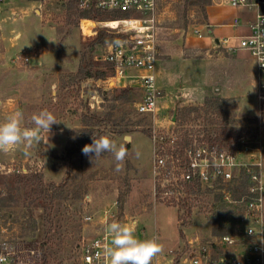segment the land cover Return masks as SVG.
I'll list each match as a JSON object with an SVG mask.
<instances>
[{
    "label": "rangeland",
    "instance_id": "1",
    "mask_svg": "<svg viewBox=\"0 0 264 264\" xmlns=\"http://www.w3.org/2000/svg\"><path fill=\"white\" fill-rule=\"evenodd\" d=\"M72 1L38 0L37 12L31 7V0H0L3 32L6 34L15 29L20 33L15 40L17 45L12 49L4 40L0 42V98L6 101L0 108V123L20 112L23 115L21 128L33 127L31 116L41 110L50 111L59 122L51 126L49 134L41 132L40 141L32 146L19 145L7 153L0 152V161L14 163L26 170L29 167L39 170L47 187L59 186L66 181V188L72 190L73 198L66 202L62 212H53L54 226L49 231L52 226L46 216L48 211L39 204L40 200H45V194L29 195L16 182L15 186L21 189H13V185H9L17 179L14 173L0 175V237L16 245V255L7 264H83L80 250L85 242L108 232L111 245L108 225L112 222L132 228L140 240L153 238L157 233V240L163 246L160 255L169 252V257H174L172 264H187L188 261L183 260H188L194 251L212 239L217 225L209 222L205 209L194 207L188 212L187 209L180 210L178 205L155 200L151 116L139 113L136 103L118 101L112 112L119 126L107 123L99 127L104 132L102 135L127 149L119 172L115 171L117 162L111 153H104L94 161L82 155V150L72 157L67 153L66 148L76 140L69 137L76 135L82 127L81 114L87 107L102 112L114 102L112 98L117 92L111 88L135 87L128 78L124 83L115 81L114 73L110 75L109 71L105 79H69L70 72H77L81 63L92 62L95 69L109 66L104 60L109 42L91 44L101 30H109L103 22L114 20L111 12H102L97 19L72 14ZM256 13V8L249 11L245 7L228 5L225 0H159L160 57L175 49L181 50L183 56L193 58L158 63L157 83L162 91L158 115L161 130L176 131L179 125L173 120L174 113L177 118L186 107L205 105L206 101L218 99L221 106L213 113L209 111L212 107L207 105L199 112L187 109L192 118L201 114V118L191 122L188 128L201 127L214 136L215 132L234 127L236 133L242 132L243 136L255 140L253 128L258 127V146H263L264 159V109L260 106L256 61L246 50L228 51L214 41L215 37H221L222 41L228 38L225 47H238L237 36L247 32V24ZM235 18H239L238 25L234 24ZM83 19L95 21L93 31L90 27L94 23L87 25L88 21ZM210 29L214 32L210 33ZM196 30L202 32L201 37ZM32 42L42 44L28 48L27 55L44 53L45 56L39 59L34 56L28 62H14L16 57L26 54L21 47ZM220 49L221 55L230 58L215 59V50ZM84 52H87L86 56H83ZM193 74L195 77H190ZM186 84L183 92L187 94V100L182 99L175 109L179 89ZM199 87H203V91L207 89L204 99L190 91ZM104 96L108 99L104 100ZM135 98L136 102L140 100V90L136 91ZM165 104L168 107H161ZM127 123H131L128 126L133 130L129 133L133 135L132 143H127L125 134L114 132L123 129ZM10 195L14 197L12 204L2 206ZM180 214L184 222L180 221ZM87 216L92 219L88 220ZM238 237L242 238L241 232ZM214 239L219 243V248H212L214 256L226 252L237 254L247 247L243 241L227 246L219 242L218 236ZM43 242H47V246L44 247Z\"/></svg>",
    "mask_w": 264,
    "mask_h": 264
},
{
    "label": "built area",
    "instance_id": "2",
    "mask_svg": "<svg viewBox=\"0 0 264 264\" xmlns=\"http://www.w3.org/2000/svg\"><path fill=\"white\" fill-rule=\"evenodd\" d=\"M228 5L245 7L249 11L256 8V16L247 24V32L238 35L239 46H228L246 50L255 59L259 79L260 106L264 109V0H225ZM94 5L107 11L123 15L117 25L105 21L109 32L122 34L117 41L109 42L104 60L113 67L114 78H128L141 91L136 102L139 113L152 118L150 125L153 141V195L155 200L174 204L187 192L188 185L216 186L229 184L241 173L250 176L251 183L247 191L238 200L242 204L240 221L243 224L242 240L238 236L225 234L219 242L233 246L243 241L247 245L237 254H212L211 244L194 251L191 264H264V159L263 146L249 136L240 138L237 149L220 148L208 140L204 133L191 137V142L182 143V137L174 130H161L158 123L159 99L162 95L157 83V64L159 60L158 44V8L159 0H79V7L86 9ZM90 29L96 27L95 21ZM234 24H239L235 18ZM89 28V27H88ZM82 29L85 31L84 24ZM198 36L201 32L196 30ZM223 42L226 44L228 38ZM28 62V56H18L14 62ZM129 70L137 71L136 73ZM14 163L0 161V174L22 173ZM232 201L230 194L225 196ZM88 220L92 216L86 217ZM0 223V227H1ZM16 245L9 239L0 237V264H7L16 255ZM108 232L98 234L81 247L83 264H110L104 255L109 247Z\"/></svg>",
    "mask_w": 264,
    "mask_h": 264
},
{
    "label": "trees",
    "instance_id": "3",
    "mask_svg": "<svg viewBox=\"0 0 264 264\" xmlns=\"http://www.w3.org/2000/svg\"><path fill=\"white\" fill-rule=\"evenodd\" d=\"M73 3H71L70 10L72 11V14H78L79 17H94L97 19V17L102 12H111L113 19H118L120 17H123V15L119 12L115 11H107L103 10L101 8H97L94 5H92L89 8L86 9H80L79 8V0H73ZM76 4L77 7L76 8ZM77 9V10H76ZM80 12L78 13V11ZM122 34H117L113 32H109L106 30H101L97 37L93 40V46L94 44H101L105 42H113L117 41L120 38H122ZM87 52L83 53V56H86ZM159 55H160V44H159ZM109 64V63H108ZM95 65L92 62L89 63H81L79 69L77 72H70L68 76L71 81L76 80V78H95V79H105L110 75L113 74V67L109 64L108 67L104 68H96ZM109 71V72H108ZM113 91L117 92L113 95L112 100L114 101L113 104L109 107H104V110L102 112H97L96 110H91L90 107H87L84 112L81 114V125L82 127L79 128L76 131V135H70L69 139L76 138L74 144L72 146H68L66 148L67 153L69 156H73L76 152L79 150H82L84 145L91 144L92 143V137H100L102 134H104L103 130H100L99 127L102 125H106L107 123H111L112 125L119 126V123L116 121V119L113 116V110L116 107L115 102L122 101L123 103H136L135 94L136 91H139V88L137 87H130L125 86L121 88H111ZM136 90V91H135ZM105 94V93H104ZM104 100H107L106 96L103 97ZM219 101L218 99L216 101H206L205 105L208 107H212L209 109L210 112H215L217 108H219L221 105L217 103ZM218 104V105H217ZM204 104L199 106H190L189 108H185L180 114V116H177L176 123L179 125L176 128L177 133H180L179 135L182 137L181 141L182 143H190L191 137L200 135L204 133L208 140L212 143L217 144L220 148H229V149H239L241 146L240 138L243 136L240 132L236 133L235 128H226V130L223 129V131L219 134L218 132L213 133L214 136L207 134L208 132H205V129L200 128H188V125L191 122H195L198 119L201 118V114H198L195 118H192L190 115H188V112L186 110L188 109L191 112H199V110H202L203 108L207 107ZM103 106V105H102ZM223 106V105H222ZM263 119H262V125H264V112H263ZM227 123V122H226ZM129 124L127 123V126H125L121 130H114V132H120L123 134H129L133 130L129 128ZM194 129V130H192ZM229 129V130H228ZM238 131V130H237ZM254 139H258V127L253 128ZM235 132V133H234ZM129 147V145L127 146ZM82 155H84L82 153ZM5 175V174H0ZM14 175L17 177V179L14 182L19 183L21 188H24L27 193L32 194H45L44 199L40 200L39 204L42 205L45 209V211H48V214L46 216L49 218V221L51 223V226L49 231L52 230L54 226L53 221V212H57L58 214L62 212L65 204L70 199H73L71 197L72 190L67 189V182H63V184L57 186L52 185V187H47L45 184H43V175L39 170L28 168L26 172L22 173H14ZM10 183L9 186H12L13 189H21L17 188L15 186V183ZM251 183L250 176L246 173H241V175L234 181H232L229 184H223L216 185L214 187L212 186H206L201 187V185L194 184V185H188V190L185 193L183 197L180 198V200L175 205L179 206V209L184 211L190 212L192 208L194 207H200L201 210L205 209L207 212V217L209 222L212 224L217 225V228L212 233V239L209 238L208 244H211V247L219 248V243L214 238H221L225 234H230L234 236H239L240 232L242 235L243 230V224L240 221V211L242 209V204L238 202L240 197L247 191L249 185ZM50 191L53 193L50 194ZM227 194H230V197L232 201L228 200L225 196ZM14 201V197L10 195L6 202H3L2 206H10L12 202ZM204 211V210H203ZM180 221L184 222V218L182 215H179ZM65 221H68L67 219H64ZM61 223V222H60ZM58 224L59 226H62V224ZM36 227V224H34ZM238 229L240 232H238ZM43 246H47V242H43ZM81 251V250H80ZM81 254V253H80ZM45 257H47V254L45 253Z\"/></svg>",
    "mask_w": 264,
    "mask_h": 264
},
{
    "label": "clouds",
    "instance_id": "4",
    "mask_svg": "<svg viewBox=\"0 0 264 264\" xmlns=\"http://www.w3.org/2000/svg\"><path fill=\"white\" fill-rule=\"evenodd\" d=\"M22 119V113L16 112L0 123V152L7 153L19 145L30 147L40 141L41 132L49 134L51 126L59 123L54 114L47 110H41L31 116L33 127L21 128ZM82 153L92 161L104 153H111L117 162L115 171L119 172L122 170L127 149L107 135H102L98 138L93 136L92 143L84 145ZM108 230L112 241L111 246L105 248L104 255L110 264H152L153 259L163 251V246L157 238L140 240L136 238L132 228L122 226L118 222L108 225Z\"/></svg>",
    "mask_w": 264,
    "mask_h": 264
},
{
    "label": "crops",
    "instance_id": "5",
    "mask_svg": "<svg viewBox=\"0 0 264 264\" xmlns=\"http://www.w3.org/2000/svg\"><path fill=\"white\" fill-rule=\"evenodd\" d=\"M37 1L38 0H31V2H32V5H31V7L34 9V10H36L37 12H38V4H37ZM252 11V10H251ZM208 17L210 18V16H209V13H208ZM3 20V19H2ZM235 20V19H234ZM210 25H211V20H210V24H209V27H210ZM0 29H1V37H0V42H1V40H4L5 42H6V44L8 45V47H9V49H12L14 46H16L17 45V43H16V39H18L19 38V36H20V33H18V31H16L15 29H12L11 31H10V33H4L3 32V30H2V23H1V25H0ZM210 33H213L214 31L212 30V29H210V31H209ZM9 35H11V36H9ZM198 35V34H197ZM201 36H202V32H201ZM201 36H199V37H201ZM224 40V39H223ZM215 43L217 44V46H219V47H224V48H226L228 51H231L230 49H228L227 47H225V45L227 44H225L222 40H221V37H215ZM39 44H42V43H37V42H32V43H28V44H26L25 46H22L21 47V49L20 50H22V51H24L25 53H26V50L28 49V48H30L31 46H33V45H39ZM191 47H193L192 45H191ZM199 49H204L203 47H198ZM217 49V48H216ZM168 51V50H167ZM181 50H175V49H173V51L171 52V50L169 51L170 53H168L167 52V54H163V56H162V58L160 57V55H159V60H158V63L159 62H162V63H165L166 61L168 62V60H173V59H183V60H187V59H193V58H188V57H185V56H183V54H181V52H180ZM215 52H216V58L215 59H217V60H219V61H223L224 59L226 60V59H229L230 58V56H227V55H221L222 54V51H221V49L220 50H215ZM44 53H39V55H33V56H28L27 55V53L26 54H24V56H28L29 57V59H30V61H32L31 59H33V57L35 56L36 58H38L39 59V57H42V56H45V55H43ZM252 57V56H251ZM14 58V57H13ZM253 58V57H252ZM33 64H35V63H33ZM35 65H39L38 63L37 64H35ZM157 70H159V66H158V64H157ZM206 75H210L211 76V73H205ZM217 76V75H216ZM190 77H195V75L193 74V75H191ZM207 77V76H206ZM157 80H158V83H159V76H158V73H157ZM115 81H118V82H122V83H124L125 82V79L124 78H116V80ZM185 83H187L186 81H185ZM187 86V84L186 85H184V86H182L180 89H179V92H178V95H177V97H176V106H175V109H177V107H178V102H180L182 99H183V101H185V100H187V99H185L186 97H187V94L185 93V92H183V91H185V89L187 88L186 87ZM217 89H220L221 87H216ZM184 89V90H183ZM203 89V87H199V88H195V90L194 89H190V91L192 92V94L194 95V96H198L199 98H202V99H204L205 97H206V93H207V89H205V91H203L202 90ZM221 91H223L222 90V88H221ZM220 91V92H221ZM181 93V94H180ZM181 103V102H180ZM6 104V101H5V99L4 98H0V108L1 107H3L4 105ZM164 106H167L168 107V105L167 104H165V105H161V107H164ZM56 130H63V129H59V128H57ZM132 136V140H131V142L130 143H132V141H133V135H131ZM153 177V176H152ZM157 236H158V234L156 233L155 234V238H157ZM170 251L172 252V248L170 249ZM239 251H241L242 252V250H239ZM169 252H165V253H163L162 255H157L154 259H153V261H152V264H172L173 263V261H174V257H169V254H168ZM227 253H230V252H227ZM190 258L191 257H189L188 258V260L186 259V260H183L184 262L186 261H188L187 262V264H191V260H190Z\"/></svg>",
    "mask_w": 264,
    "mask_h": 264
},
{
    "label": "water",
    "instance_id": "6",
    "mask_svg": "<svg viewBox=\"0 0 264 264\" xmlns=\"http://www.w3.org/2000/svg\"><path fill=\"white\" fill-rule=\"evenodd\" d=\"M173 120H176V113H174ZM125 140L127 141V143H130L131 140H132V136H131V134H126V135H125ZM192 255H193V254H191V256H192Z\"/></svg>",
    "mask_w": 264,
    "mask_h": 264
},
{
    "label": "bare ground",
    "instance_id": "7",
    "mask_svg": "<svg viewBox=\"0 0 264 264\" xmlns=\"http://www.w3.org/2000/svg\"><path fill=\"white\" fill-rule=\"evenodd\" d=\"M88 20H85V22H87ZM88 24L87 25H89V24H91V22H87ZM119 22L117 21V20H110V24H112V25H117ZM87 25H85V26H87Z\"/></svg>",
    "mask_w": 264,
    "mask_h": 264
}]
</instances>
